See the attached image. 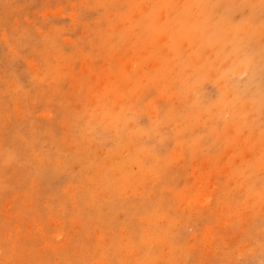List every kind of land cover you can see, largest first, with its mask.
<instances>
[{
    "label": "rangeland",
    "instance_id": "374dc122",
    "mask_svg": "<svg viewBox=\"0 0 264 264\" xmlns=\"http://www.w3.org/2000/svg\"><path fill=\"white\" fill-rule=\"evenodd\" d=\"M0 264H264V0H0Z\"/></svg>",
    "mask_w": 264,
    "mask_h": 264
},
{
    "label": "bare ground",
    "instance_id": "6f19581e",
    "mask_svg": "<svg viewBox=\"0 0 264 264\" xmlns=\"http://www.w3.org/2000/svg\"><path fill=\"white\" fill-rule=\"evenodd\" d=\"M104 80V79H103Z\"/></svg>",
    "mask_w": 264,
    "mask_h": 264
}]
</instances>
